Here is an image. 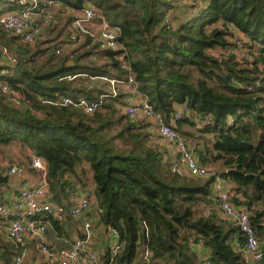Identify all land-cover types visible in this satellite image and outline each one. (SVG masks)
I'll return each instance as SVG.
<instances>
[{
    "label": "trees",
    "instance_id": "1",
    "mask_svg": "<svg viewBox=\"0 0 264 264\" xmlns=\"http://www.w3.org/2000/svg\"><path fill=\"white\" fill-rule=\"evenodd\" d=\"M56 1L75 10L92 4L121 28L120 41L138 89L166 123L171 125L177 108L184 105L202 120L212 116L211 125L198 129L203 148H193L197 136L182 130L184 125L197 128L193 114L174 127L203 166L222 162V170L215 172L233 182V203L251 210L264 250V208L257 209L264 203V0H210L195 16L188 8L178 12L173 0ZM73 20L68 16V23ZM220 22L233 24L247 38L253 60L246 62L249 66L226 58L238 73L210 53L233 44L231 33L214 26ZM0 40L17 58L12 76L0 77V146L16 144L44 159L50 193L58 205L65 206L78 187L95 185L98 223L117 231L124 244L115 264H201L204 256L212 264H246L234 244L238 239L243 246L246 239L220 217L213 180L176 171L177 158L151 130V123L121 113L124 89L95 114L42 103L44 98L97 101L108 95L109 80L128 75L118 54L106 52L94 62V47H83L71 59L68 54L56 57L55 46L32 47L4 32ZM3 83L20 92L24 106L6 101ZM9 187L10 179L0 169V202ZM69 221L51 220L50 232L54 237L69 238L75 231L81 236V229ZM198 239L207 254L194 247ZM4 248L3 264H10L13 246Z\"/></svg>",
    "mask_w": 264,
    "mask_h": 264
},
{
    "label": "built area",
    "instance_id": "2",
    "mask_svg": "<svg viewBox=\"0 0 264 264\" xmlns=\"http://www.w3.org/2000/svg\"><path fill=\"white\" fill-rule=\"evenodd\" d=\"M4 1V0H3ZM9 3L0 8V32L18 38L24 44L33 46L38 40L44 39L50 29L62 28L68 22V16H74L71 23H67V37L55 46L56 57L68 54L74 58L77 51L83 47L93 48L91 59L100 61L106 52L118 54L122 68L128 72L126 79L109 80L110 91L97 101L87 99L74 100L63 96L56 100L44 98L43 104L77 108L86 114H95L100 111L101 105L110 98H116L119 91L124 89L126 95L120 111L126 117L136 120L145 119L151 123V130L159 140L167 144L172 155L177 158L176 171L182 175L198 179L213 180L212 190L218 203L221 215L236 226L244 235L246 242L242 246L235 242V247L242 251L244 260L248 264H264V250L257 238L256 230L252 226L251 210L247 207H238L232 201L231 182L226 180L219 172H211L200 163L194 149L174 127L180 121L191 117L192 112L186 105L179 106L173 116L171 125L165 122L164 117L156 112L150 103L149 97L138 89L135 76L127 62L129 57L126 47L121 43L122 30L113 26L104 18L100 10L87 4L82 10L66 7L56 0H6ZM180 12L188 8L191 15L200 13L210 0H173ZM65 11L66 15L61 12ZM61 14V17L59 15ZM65 19V20H64ZM166 25L171 27L172 21L166 19ZM226 29L232 34V45L225 49L216 48L210 53L226 60L231 57L246 64L253 61L249 50L246 48L247 38L231 23L220 22L214 25ZM59 28V29H60ZM90 43L88 44V42ZM250 62V63H251ZM17 65L15 54L0 40V77L6 78L13 74ZM246 66H249L246 64ZM78 76H68L73 80ZM249 91L253 86L247 87ZM1 91L5 94L6 101L13 106H24L22 95L8 84H1ZM197 128H204L213 122L212 116L201 119L198 114H193ZM30 169L39 176V184L24 183L15 194L0 202V264L5 251L4 243L13 246L10 264H115V258L122 251L124 244L120 242L117 231L110 228L112 245L108 248L107 260L101 257L95 249V228L91 215L98 211L99 203L88 188L78 187L66 206L58 205L53 201L47 180L48 166L44 159L28 153ZM0 169L8 178L24 179L28 168L9 158H1ZM84 216L86 221L82 225V235H76L72 241L49 238V224L51 220H64ZM148 238V237H147ZM64 243L61 245L59 243ZM194 247L202 254L203 241L198 239ZM203 255V254H202ZM149 250L146 249L144 261L148 262ZM201 264H212L207 257H203Z\"/></svg>",
    "mask_w": 264,
    "mask_h": 264
},
{
    "label": "crops",
    "instance_id": "3",
    "mask_svg": "<svg viewBox=\"0 0 264 264\" xmlns=\"http://www.w3.org/2000/svg\"><path fill=\"white\" fill-rule=\"evenodd\" d=\"M7 3H9L8 1H6V0H4V2H1L0 3V8L2 7V6H4L5 4H7ZM90 5H92V4H90ZM93 6V5H92ZM61 14L62 15H66L67 13H65V11L63 10L62 12H61ZM61 14L59 13V15H60V17H61ZM65 20V19H64ZM67 23L68 22H66V24L62 27V28H52V29H50L49 30V32H48V34H49V37H50V39L51 40H55L56 42H60L62 39H64L65 37H67ZM66 34L65 36L64 35H62V34ZM11 50V49H10ZM12 51V50H11ZM13 52V51H12ZM141 118V116H138L137 117V119H140ZM197 136V138H196V140H194V145H196V146H199L200 148H203V141H204V139H202V138H200V137H198V134L196 135ZM168 150H169V152L171 153V150H170V148H169V146H168ZM29 152H31V151H29ZM4 158H6V157H4ZM10 160H12L10 157H8ZM13 160H15V159H13ZM16 161V160H15ZM14 161V162H15ZM17 163H19V164H22V165H25L27 168H28V172H27V174H26V176H25V178L24 179H18V178H9L10 179V187L9 188H6L5 190H4V193H3V200H2V202L4 201V200H6V199H8L10 196H12L13 194H15L16 192H17V190L20 188V187H22V185L26 182V183H28V184H33V185H37V184H39V176L37 175V173L36 172H34L32 169H30V163H29V159H28V164H26V163H21V162H18V161H16ZM213 165L215 166V169L216 170H218V171H221L222 170V166H223V164H222V162L221 161H218V162H214L213 163ZM228 181H230V180H228ZM231 182V181H230ZM231 185H233V182H231ZM88 188V190H90V192L91 193H93L94 194V191H95V185L94 184H91V182H89V185H88V187H86V189ZM95 196V195H94ZM53 197V196H52ZM243 199V197L240 195L239 196V199ZM53 201H54V198H53ZM241 201H243V200H241ZM55 202V201H54ZM68 202V201H67ZM56 203V202H55ZM264 203H259V205H258V207H257V209H261L262 210V208H264V205H263ZM65 206L67 205V203H65L64 204ZM238 205V207L239 206H241V205H239V204H237ZM242 207V206H241ZM220 217L221 218H224L222 215H221V213H220ZM92 218H94L93 216H92ZM73 219H75V218H72V219H64V220H59V221H62V223L64 222H68L69 220H71V221H69L72 225H75V223H73ZM99 219V218H98ZM85 221H86V219H85ZM98 220H94V228H95V232L97 231V229H98V226L99 227H104L102 224H100V222L98 223L97 222ZM82 225H83V223H82ZM78 226V225H77ZM50 227V229H51V225L49 226ZM81 228V227H80ZM105 228V227H104ZM108 231V245L106 246V249H105V252H99L98 251V247L100 248L101 247V250L102 249H104V246L102 245V243L100 242L99 244H98V241H97V244L98 245H95V249L97 250V252H98V254L102 257H104L105 256V253L107 252L108 253V248L112 245V241H111V237H110V233H111V231H110V229H108L107 230ZM75 235H78L77 234V232L75 231L74 233H73V237L75 236ZM72 236V235H71ZM244 236V235H243ZM73 237L71 238V237H65V236H56V238L54 239V236L52 237V238H50L51 240H53V241H57L58 242V239H66V240H69V241H72L73 240ZM258 238V237H257ZM235 242H239V240L238 239H235ZM235 242H234V244H235ZM5 244V243H4ZM59 244H61V245H65L64 243H59ZM264 245V244H263ZM104 251V250H103ZM202 254H207L208 253V250L206 249V248H203V250H202ZM103 253V254H102ZM246 264H248L247 262H246Z\"/></svg>",
    "mask_w": 264,
    "mask_h": 264
},
{
    "label": "rangeland",
    "instance_id": "4",
    "mask_svg": "<svg viewBox=\"0 0 264 264\" xmlns=\"http://www.w3.org/2000/svg\"><path fill=\"white\" fill-rule=\"evenodd\" d=\"M183 12V11H182ZM176 13V12H175ZM183 14H189L188 13V10H185V12H183ZM62 35H66V34H62ZM47 40H50V37H49V34H47L45 37H44V39H42V40H38L32 47H35V46H38V45H41V46H44V45H50V46H52V47H54V46H57L58 45V43H56V41L55 40H52V41H47ZM45 41H47V42H45ZM42 43H44V44H42ZM50 43V44H49ZM55 48V47H54ZM101 61H102V59H101ZM104 61V60H103ZM182 130L183 131H186V133H190V134H192V135H197L198 134V132H199V130H198V128H195L194 126H187V125H184L183 127H182ZM192 146H193V148H194V144H191ZM29 151L30 150H28V149H24V148H21V147H19V146H17L16 144H14V145H12V146H10V147H1L0 146V156H1V158L3 159L5 156H7V157H9V156H12L11 158H13L14 156H15V158H17V159H15L16 161H18V162H20V161H22V162H27L28 160H27V157H28V153H29ZM209 171H211V172H215V171H217L216 169H215V166L214 165H212V166H209V167H206ZM94 215V218H92V216ZM93 215H91L90 216V218H92L93 219V221L94 220H98V217L97 216H95V214H93ZM97 215V214H96ZM85 221V217L84 216H81V217H78V218H75V219H73V223H75V224H77L78 225V227L80 228V229H82V223ZM98 222V221H97ZM49 226H50V224H49ZM50 228V227H49ZM76 236V235H75ZM74 236V237H75ZM49 237L50 238H52L53 237V234H52V232H50V230H49ZM73 237V234H72V236H71V238ZM73 237V238H74ZM108 231H107V229L106 228H104V227H99L98 226V229H97V231L95 232V235H94V240H95V242H96V245H98L100 242L102 243V245L104 246V249H102L101 250V247L99 248L98 247V251L99 252H105V249H106V246L108 245ZM56 237H54V239H55ZM97 241H98V244H97ZM104 250V251H103ZM103 254V253H102Z\"/></svg>",
    "mask_w": 264,
    "mask_h": 264
},
{
    "label": "water",
    "instance_id": "5",
    "mask_svg": "<svg viewBox=\"0 0 264 264\" xmlns=\"http://www.w3.org/2000/svg\"><path fill=\"white\" fill-rule=\"evenodd\" d=\"M222 65H224L228 70L238 73V68L234 65H231L228 61L222 60Z\"/></svg>",
    "mask_w": 264,
    "mask_h": 264
}]
</instances>
